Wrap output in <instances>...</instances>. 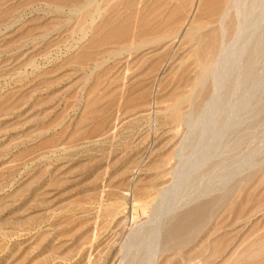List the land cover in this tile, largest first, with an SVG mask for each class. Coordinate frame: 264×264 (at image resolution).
<instances>
[{"label": "rangeland", "instance_id": "obj_1", "mask_svg": "<svg viewBox=\"0 0 264 264\" xmlns=\"http://www.w3.org/2000/svg\"><path fill=\"white\" fill-rule=\"evenodd\" d=\"M155 256L264 264V0H0V264Z\"/></svg>", "mask_w": 264, "mask_h": 264}, {"label": "bare ground", "instance_id": "obj_2", "mask_svg": "<svg viewBox=\"0 0 264 264\" xmlns=\"http://www.w3.org/2000/svg\"><path fill=\"white\" fill-rule=\"evenodd\" d=\"M170 212V211H169ZM174 217V216H173ZM161 221V220H160ZM160 224V223H159ZM161 225V224H160ZM142 226H143V223H142ZM145 226V225H144ZM159 236V235H158ZM159 238V237H158ZM156 239H157V237H156ZM160 239V238H159ZM153 241V240H152ZM159 244V243H158ZM146 249V248H145ZM156 250V249H155ZM153 253V252H152ZM157 252H155L154 254H156ZM148 254V253H147ZM158 255V254H157ZM152 256H154V255H152ZM157 257L158 256H155V259L153 260V262H152V264H157ZM150 260V259H149ZM150 262V261H149ZM128 263V262H127ZM150 264V263H149Z\"/></svg>", "mask_w": 264, "mask_h": 264}]
</instances>
